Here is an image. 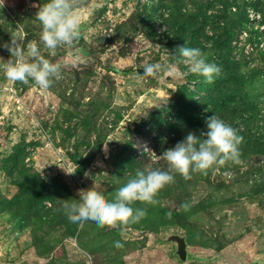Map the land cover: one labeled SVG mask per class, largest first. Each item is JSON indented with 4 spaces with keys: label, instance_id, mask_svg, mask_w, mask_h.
Segmentation results:
<instances>
[{
    "label": "rangeland",
    "instance_id": "374dc122",
    "mask_svg": "<svg viewBox=\"0 0 264 264\" xmlns=\"http://www.w3.org/2000/svg\"><path fill=\"white\" fill-rule=\"evenodd\" d=\"M46 2L0 8V45L36 43L62 72L45 97L0 71V264H264V0H78L80 37L55 56L35 16ZM178 15L185 26L166 24ZM184 44L220 67L219 84L179 74ZM153 63L157 75H138ZM213 114L244 137L239 163L173 173L155 205H132L146 209L138 223L101 228L60 211L78 189L99 185L111 201L137 169L167 170L163 151Z\"/></svg>",
    "mask_w": 264,
    "mask_h": 264
},
{
    "label": "clouds",
    "instance_id": "9594fccd",
    "mask_svg": "<svg viewBox=\"0 0 264 264\" xmlns=\"http://www.w3.org/2000/svg\"><path fill=\"white\" fill-rule=\"evenodd\" d=\"M77 5L78 0H47L38 8L35 16L41 25L40 42L50 55L55 56L58 48L80 37V21L75 12ZM3 6L4 0H0V8ZM0 47L10 54L7 60L0 57V71L7 80L24 84L32 80L37 87L48 90L54 81L62 79L61 65L46 59L36 43L29 44L25 49L17 39L11 38L10 42ZM172 56L177 64L187 68L186 72L179 73L181 76L196 74L207 83H212L214 76L220 74V67L209 62L198 47L178 46ZM161 70L160 64H147L140 76H154ZM205 124L206 131L199 134L189 131L181 141L163 151L159 158L166 162L167 170L137 169L115 191L111 201L105 198L99 185L78 189V198L62 200L60 211L71 222L91 220L101 228L138 223L146 215V209L133 208L132 205L136 202L155 205L158 192L175 182L173 173L190 179L194 172L204 173L213 166H223L229 161L239 163L240 145L244 142L239 130L214 114L206 118ZM114 247L121 248L123 244L115 241Z\"/></svg>",
    "mask_w": 264,
    "mask_h": 264
},
{
    "label": "water",
    "instance_id": "95a60500",
    "mask_svg": "<svg viewBox=\"0 0 264 264\" xmlns=\"http://www.w3.org/2000/svg\"><path fill=\"white\" fill-rule=\"evenodd\" d=\"M143 68L144 67H139L136 69L139 76L143 74ZM150 77L151 76L146 77V78H150ZM170 78H172V77L166 76L167 80H171ZM35 88L37 91H40L41 93H43L45 97L48 96L47 90L39 88L36 85H35ZM147 95L149 96L150 93H147ZM164 240L167 242H172L175 245V252L178 255V257L182 260H186L187 251H186L185 238L183 235L172 233V234L167 235L164 238Z\"/></svg>",
    "mask_w": 264,
    "mask_h": 264
},
{
    "label": "trees",
    "instance_id": "16d2710c",
    "mask_svg": "<svg viewBox=\"0 0 264 264\" xmlns=\"http://www.w3.org/2000/svg\"><path fill=\"white\" fill-rule=\"evenodd\" d=\"M182 16H180V15H178V16H176L175 17V20H174V18L171 16V17H169V19L167 20V21H165L166 22V24H168V25H170L171 23H173V22H175V24H178V25H180V26H185V24H186V21L184 20V19H180ZM180 19V20H179ZM167 31H169V30H167ZM221 56L222 55H216V59H220L221 58ZM230 63H231V66L234 64V61L233 60H230L229 61ZM131 70L130 69H127V70H125V71H123V72H130ZM190 75H192V74H190ZM221 72H220V74L218 75V76H214V78H213V82L214 83H216V84H219L220 82H221ZM221 93V92H220ZM184 96H186V95H183V97ZM224 96H225V94L222 92V94H220L219 96H217V97H214V101H215V99H218V100H220V99H222V98H224ZM256 124V123H255ZM259 129H261V130H263L264 131V126H257ZM263 128V129H262ZM263 131H260L261 133H258V135H262L263 134Z\"/></svg>",
    "mask_w": 264,
    "mask_h": 264
}]
</instances>
